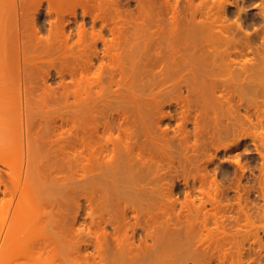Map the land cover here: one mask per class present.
Returning <instances> with one entry per match:
<instances>
[{
	"label": "rangeland",
	"instance_id": "rangeland-1",
	"mask_svg": "<svg viewBox=\"0 0 264 264\" xmlns=\"http://www.w3.org/2000/svg\"><path fill=\"white\" fill-rule=\"evenodd\" d=\"M176 1L155 0L153 3V0H149L148 3V0H144L146 2L144 6L147 7V4V8H149L148 13L151 12L149 15H147L148 13L143 14V12L142 14L147 16L145 18H142L144 16L141 12H138L139 3H137V0H130L129 2L125 0L124 5V1H120V9L122 11L126 10L124 12V16L127 17L125 18L126 21L130 19L128 23L124 21L126 24L123 26H125L126 32L124 29L122 30L130 38L132 35L140 37L133 44L140 50H138L139 52H143V55L140 57L141 55L137 51L139 55H136L133 59L136 61H134L135 65L132 70L134 75L128 83H123L122 87L120 86L121 89L118 94L121 93L125 96V104L120 99V106L117 102V105L115 104L119 110H115L117 107L113 108L114 110L112 109L109 118L111 129L104 131L103 123L105 119H100L101 129L98 133H91L90 124L94 121V116H89V114L85 116L84 109L86 106L78 101L80 90L78 81L81 77L79 60L71 57L68 60L66 58L62 59L64 54L62 56L59 54H62L63 51H69V48L66 47L68 49L66 51V48L61 46L58 39L56 40L60 48L57 43L55 44L58 49H54L53 45L51 50L47 48L55 42L53 35L57 31V29H52L54 30L51 39L53 42L48 45L46 38L51 32L50 28L58 27L57 24L62 27L61 23L65 22L64 19L62 21V17H67V13L65 16L62 11L68 8V3L60 2V0L28 1L29 4H32V8L26 16H30L32 20L35 15L37 18H34V22L40 20V24L37 22L36 24H38L37 28L40 33L42 32V35L37 33L39 30H36V33L38 36H43L41 40H37L34 36L37 40L34 43H38V41L42 43L43 40L47 51L39 44H34L37 47L39 46V49L34 46V50H37H32L34 55L39 56H35L36 59L34 60L33 81L35 87L31 99L30 128H32L33 133V147L40 153L39 156L37 153L36 159L38 160L39 157V167H41L43 173H41L43 177L37 175L33 181L34 204L39 209V206H42L41 209L45 213L51 212L53 214L56 210L63 211L64 215L60 216L62 218V228L60 229H63L64 235L59 236L60 242L69 240L73 229L82 227L80 221H84L87 212L94 209L97 212V224L94 225L90 218L84 222L99 232L107 231L108 241L111 243H114L115 236L124 239L128 235L131 236L132 227L136 226L138 220L147 231L139 230L135 233L133 239L137 243L144 244L146 239L148 243L172 242L176 238H182V240L189 238L196 245L204 243L197 247L198 255L190 258L182 257L179 251H172L163 255V251L159 247L157 255L154 257L158 258L161 255L158 259H162L165 264H264V66H262L264 60L261 59L264 54V18L259 15L264 14L263 11L260 12L264 0H224L225 2L236 1L237 3H235L238 4V7L230 6L228 8L226 18L229 17L230 19L223 16L225 21L229 20V23L226 21L231 28L228 35H232L238 41L241 38V40L246 41L248 36L250 40V42L248 40V44H251L250 47L247 46V43L246 46L242 47H245L246 54L236 57L235 68L240 66L239 60L242 62L248 56L249 60H251L250 58L254 59L249 61L250 64H253L251 62H254L256 58V63L253 64L255 67L263 61L261 65L263 69L259 65L263 72L260 69L262 77L260 76V79L257 78L256 81L254 80L256 82L254 83L256 84L255 90L248 87L247 83L254 81L252 78L251 81L250 75L249 77L246 76L249 78V82L244 80V87L249 91L245 92L249 94L244 96H248V102L244 100L243 94H240L246 105L239 104L241 100L237 99L238 95L234 97L231 102L232 105L225 100L218 104L213 101V97H208L206 104L202 106L200 100H198L199 104L193 108L192 115L195 116L200 113V128H197L193 121L187 120L183 112L184 106L179 104L177 100L179 93L177 83L179 79L175 75L176 66L173 64V60L171 61V57H173V48L171 47L175 43L173 42L175 38L173 39L172 36L174 33L172 32V21H175V18L173 19L175 13L173 4H178L177 11L180 13L179 19L183 28L181 30L186 33L183 32L185 34L183 36L186 38L184 50L188 62L193 63L192 68L185 70L184 74L188 75L191 72L192 74L188 76L195 75L196 80H202L203 83L205 81L210 83L213 80V76L208 73V70L213 68L214 64L206 62L209 49L204 47L201 38L194 43L190 40L197 34L195 28L193 29L194 32L192 31L193 17L190 11L193 9V2L194 5L204 2L207 7L212 8L210 19L213 20L219 14L213 7L216 0H206V2L203 0ZM19 3L16 2L17 6H19ZM50 3L59 7L60 14L58 12H53L52 15L46 13L49 10ZM38 6L41 9H38ZM239 6L245 8L240 12L242 14L238 13ZM36 7V11L40 10V13L38 11L32 13ZM79 8L82 9L81 6ZM79 8L77 7V12H80L77 13L78 15L82 13ZM205 9L208 10L209 8ZM127 10H130L133 16L131 14H128V16ZM110 11L112 12L111 9ZM56 13L59 17L57 22L55 20L56 26L53 27L49 24V21H54V17H57ZM46 14L51 15V20L49 19L50 16L48 17ZM137 14L138 16L141 14L142 17H138ZM78 15L76 17L79 18L78 20L72 18L74 20L73 23L71 22L73 27H78L77 25L82 22L83 14ZM108 16L110 17V15ZM202 17L205 18V16L199 15V18ZM111 18L112 15L109 19ZM26 22L32 23L31 21ZM239 23L245 26L243 27L246 28V31H242L243 27L241 30L239 29ZM74 24L76 25L74 26ZM224 26L227 27L225 23ZM89 27L92 28V26H88L90 31ZM97 27L100 28L99 25ZM26 28L27 31L31 29H28L27 26ZM247 30L250 35L244 33H247ZM68 31L69 29H67ZM105 32L107 33L105 35L110 36L108 30ZM31 34L33 33L31 32ZM75 36L76 34L74 40L77 38ZM157 36L160 40L155 42ZM35 39L33 38V40ZM158 42H160V47ZM242 43L244 44V42ZM168 44H170L171 50L167 47ZM236 44L238 46L239 43ZM155 45L157 48L159 47L157 50L162 52L160 56L162 62L165 63L168 57L170 62L167 60L169 62H166L167 66H163L164 63L162 64L159 59L157 63L151 64L152 59L150 57L153 59L156 57L154 54ZM99 47L102 48V44ZM251 48L257 53L255 56L261 57H255L254 52L249 50ZM59 49L62 50L61 53L57 52ZM75 52L70 53L69 51L67 53H70L68 55L71 56ZM126 53H129V51ZM165 55H167L166 58ZM162 58L165 60L163 61ZM257 59L262 61L259 60L258 63ZM125 61L127 62L126 71L129 73L132 69L130 60L125 58ZM159 62L161 64H158ZM118 68L119 66H116L113 69L117 70ZM113 69L107 67L104 71L105 93L112 97L115 96L118 87V85H112L110 81L112 72H115ZM93 70L95 71V69ZM162 71L166 75L159 73ZM252 71L253 69L251 73H253ZM256 72L260 74L259 70ZM256 74H252L253 78L256 77ZM259 74L257 75L259 76ZM243 75L242 77H245L246 74ZM164 77H167V80ZM238 85L239 83L235 84L233 89L237 90ZM183 92V95L190 97L191 102L197 99V95H193L184 89ZM218 96L219 92L215 94V98ZM121 101L123 104H121ZM249 102L253 104L249 107L250 109H247ZM121 105H125L126 109ZM231 106H233V109ZM226 109H229L231 113H227ZM125 110L127 113L124 114ZM215 111H218V114H215ZM13 114L16 113H5L4 116L9 119L13 118ZM0 116H3V114H0ZM247 116L250 117L252 122ZM233 123L236 124V127H239L238 130L235 131ZM83 126L87 128V132ZM212 129L220 130L221 134L216 133L215 139L209 142V132ZM12 130L11 128V131H5V133L8 132L6 134L0 132L2 134L0 136L4 140L10 134L14 137L11 132L16 131V126L15 131ZM110 133L113 134L114 141L118 142L115 150L112 144L109 145V153L114 157L113 164L107 165L100 158L88 165L86 169H81V165L86 162L84 155L88 153V143H92L101 151L105 149L103 147L104 137ZM12 136L10 135V137ZM235 139L237 145L223 149L225 143L235 141ZM129 147L135 148L134 151L139 154L141 160L138 157L131 159ZM11 153L12 155L6 158L10 165L25 160L24 152L19 153V155L18 152ZM98 157H100V154H98ZM211 158L213 161L210 162ZM2 165L0 163L1 174L7 169ZM1 168L5 170L3 169V171ZM82 172L85 173L84 176H80ZM38 174L41 175L40 172ZM61 176L67 177L65 182L56 180L57 177ZM3 177L5 181L10 180L6 173ZM43 179H46V181ZM17 194L14 198L16 201L14 200L12 205L5 202L6 200L4 201L5 204L3 202L5 198L0 195V210L3 211L0 212V226L7 223V217H10V212H13L14 204L19 202L16 198L19 195ZM43 205L45 208H43ZM7 210L9 211L8 214ZM3 213L7 216H4L5 219ZM40 214L38 215L40 216L38 223L42 224L43 227L45 225V233L49 232V229L46 228L48 224L46 218ZM76 216L79 219H77L78 221L74 227ZM23 219L21 216L16 222L22 224L24 223ZM109 220L113 221L116 230L110 227ZM204 221H206V226H204ZM147 233L151 234L148 235ZM42 260L47 264V258H42Z\"/></svg>",
	"mask_w": 264,
	"mask_h": 264
},
{
	"label": "bare ground",
	"instance_id": "bare-ground-1",
	"mask_svg": "<svg viewBox=\"0 0 264 264\" xmlns=\"http://www.w3.org/2000/svg\"><path fill=\"white\" fill-rule=\"evenodd\" d=\"M26 1L27 0H18V1L17 0H0V114H3L4 116L5 113L7 114H10L11 112L16 113V114H13V118L11 117L9 119L6 118V116H4L5 119L4 118L2 119L3 116H0L1 118L0 119L1 120L0 121V132L1 133L3 132L5 133V131H11V128L13 129L12 131H15L14 128L16 126V131H15L16 133L11 132L13 133L14 137L10 133L9 134L12 137H10V135L6 136L5 140L3 139V137L0 136L2 138L0 141V146H1L0 147V163L3 164L2 166L7 167L6 170L4 169L5 167L1 168L2 170L3 169L5 170V172H2V174L6 173L8 178L10 179V180L5 181L4 180L5 178L3 177L4 174L2 175L0 173V195H2L1 197L5 198L3 199V202L6 200L5 202H7L9 205H12V203H14V200H15L14 199L15 194L17 193L19 194V195L17 194L18 196L16 197L17 201L19 202H16L14 204L15 206H13L14 208L12 210L13 212H10L11 213L10 217H7L3 213V218L4 216H6L9 222L7 221V223L5 222L6 223L5 225L2 224L0 226V264H46L44 263V260H42V258H47V261H46L47 264H158L160 261L161 262L159 264H165L162 262V259H158L159 257H161V255L158 258L154 257L155 255H157V251L159 247L161 251H163V255L164 253L167 254L172 251H175V252L179 251L182 257H185V258L197 256L198 255L197 247H199L200 244L203 245L204 243L202 242L196 245L189 238L185 240H182V238L180 239L176 238L175 241H172V242L167 241V242H160V243H148V240L146 239L144 244L137 243L135 239H133L135 236V233L139 230L147 231L146 228L140 223L139 220L137 221L136 226L132 227L131 236L127 234L128 236L125 239L120 238L119 236H115L114 243H111L108 241L109 239L107 237L108 236L107 231L99 232L97 229H93L92 227L88 226L87 223L84 222L85 220L90 218L91 222L94 225L97 224L98 222L97 212L94 209H91L87 212V215L85 216L84 221H80L82 222V227H79V228L75 227L76 222L78 221L77 219H79V217L76 216V219L74 222L75 228L73 229V232L69 240L60 242L59 236L64 235L63 229H60L62 228V224H61L62 218L60 216L64 215L63 211L56 210L53 214L47 211H46L47 213H45L41 209L42 206H39L41 211H39L40 209L35 206L34 201H33V195H34L33 181L37 175L42 176L43 173L41 172V167H39L40 165L39 157H38V160L36 159L37 153H38V156L40 155V153L36 150V148L33 147V141H32L33 133L31 130L32 128H30L31 127L30 120L32 116L31 99L33 98V94H34L33 91L35 87L34 86L35 84L33 81V71H34L33 68L35 65L34 64L35 63L34 60L36 59L35 56H39V55H34V52H32V50L36 51L37 49H39V46L38 47L35 46L36 44H39L40 46H43V47L45 44L43 43V40H42V43L40 41H38V43H34V41L43 39L42 38L43 36H41L42 32L40 33V30L37 28L38 24H36V22L40 24V20L38 21L35 19L36 22H34L33 21L34 18H37L35 17V15L33 18V15L31 14L32 15L31 17L33 18L32 20L30 19V16L29 17L26 16L28 15L27 12L28 13L31 12L30 8H32L31 7L32 4H29L30 2L28 3L29 0L27 2ZM63 1L65 3H68L67 4L68 8L62 11V13L64 12L63 13L64 15L67 13L66 18L62 17V21L63 19L65 20V22L67 21L66 25H65V22H63L64 24L61 23L62 25L61 27L60 25L55 23V20L57 22L58 17H59L57 13H56L57 17H54L55 19L52 17L54 21L53 20L49 21L50 22L49 24H51V26L53 27L56 26L57 24L58 27L56 28L49 27L51 31L50 32L51 35L49 33L48 38H46V42L48 45L50 42H53L51 40L52 35H53L52 33H54L53 31L56 29L57 31L54 33L55 35H53V40L55 39V42L51 43L50 45L51 47L48 46L47 48H49V50H51V48L53 47L54 49H58L56 48V44H55L57 43L56 39H58V42L61 43V46L63 48H66V47L69 48L70 53L75 52L74 50L77 51L75 52V54H71V56H69L70 53H67L69 52L67 51L68 50L67 48H66L67 52L65 51L62 52L61 49H59L61 51L57 50V52L59 53L62 52V54H59L60 56L64 54L62 56V59L66 58L68 60V58L71 57V58H76L77 60H79L78 65L81 71V77L79 78V81H78V85L80 87L79 94H78V101H80L84 106H86L84 109L85 116H87L88 114L89 116H94L93 118L94 121L90 124L91 133H98L100 131L101 129L100 124H99L100 119H105V122L103 123L104 125L103 129L104 131H109L111 129L109 118L112 114V109L117 107L116 105L117 103L118 104L120 103L119 101L120 99H122L123 103L125 104V96H123L121 93L118 94V91L121 89L120 86L122 87L123 83H128L134 75L133 74L134 72L132 70H133V67L136 61L133 59L136 57V55L140 54L141 55L140 57H142L143 55L142 54L143 52H139L140 50L137 49V47L133 44V42L136 39H139L140 37H135L134 35L132 36L130 35L131 36L130 38L128 37L129 35L125 33L126 28L123 25L126 24L125 22L128 23L129 22L128 20L130 19L126 21L125 18L127 17L124 16L125 15L124 12H126V10L124 9L122 11L120 9L121 6L119 5H120V1L122 0H60V2H63ZM123 1H124L123 3L124 5L125 0ZM129 1L130 0H127V2ZM137 1H138L137 3H139L138 12H141V14L143 12H144L143 14H147L149 11V8H147L148 7L147 4H146L147 7L144 6L146 2H144V0H137ZM154 1L155 0H153V3ZM168 1L169 0H167V2ZM203 1L206 2V0H203ZM217 1L218 0L215 1L216 4L214 3L216 6L213 5V7L215 8L217 14L219 15H217V17H215L213 20L210 19L212 8H210V6L207 7L204 2H199L195 5L193 2V7H192L193 9H191L192 11H190L193 17L192 18L193 20L192 31L194 32L193 29L195 28V32L197 33L193 36V38H190V40L192 41V43H194L195 41H198L201 38V40L204 42V47L209 49L206 62H211L214 64V67L208 70V73H210L213 76V80L210 83L206 81L205 83H203L202 80L197 81L195 75H193L192 77L188 76L192 74L191 72L188 75L184 74L185 70L192 68L193 63L190 64V62H188L187 54H186V51L184 50L185 45H186L185 43L186 38L184 36L186 33L185 31H183L185 33L184 34L181 30L182 28L181 21L179 19L180 13L177 11L178 4H173L174 6L172 5L175 10V13L173 15V19L175 18V21L174 20L172 21L173 22L172 27L174 29V30L172 29V32H174L172 36H173V39L175 38L174 39L175 41L173 40V42L175 43L174 45L172 43L173 46L171 45L172 46L171 48H173L172 49L173 57H171L172 58L171 61L173 60V64L176 66L175 75L179 79L177 83V85L179 86V93L177 96V100L179 101V104H183L184 106L183 112L186 115L187 120L193 121L196 124L197 128H200L199 125L201 121V116H200V113H197L195 116H193L192 111L195 105L199 104L198 100H200V104L202 106L206 104L208 97H213V101H216L218 104H220L222 100H225L230 105H232L231 102L234 100V97L235 96L237 97L238 95L237 99L241 100L239 101V104L246 105V102H248L247 101L248 96L245 97L244 95L249 94V93H246L249 91H247L244 87V84H245L244 80H246V82H249L248 77L250 75V79L252 78L253 81L254 80L256 81L257 78L260 79L259 77L261 76L264 70L263 69L264 67L262 68L264 64H263V61L261 60V59L264 60L263 53H262L263 55L260 54L262 55L263 58L259 56L261 57V59L259 60H261L262 62L259 63L260 61L257 59L258 60L257 62L259 63L260 66L263 64L261 66L263 70L260 68L259 65H258L259 67L258 66L255 67V65L253 66V64L256 63L255 62L256 58L254 62H251L253 64H250L249 61L254 60V59L250 58L251 60H249L248 56L247 58H245V60L243 59L242 62L241 60H239L240 66L235 68L236 67L235 62L237 60L236 57H239V55L243 56V54H246V51L244 50L245 47L244 48L242 47L248 44L249 37L248 36L246 37L247 39V40L245 39L246 41L241 40L242 38L239 39L238 41L235 39V37L233 38L232 35H228L229 34L228 32H230L229 30L231 28L230 26H228L229 20H226L228 23H226L225 21L227 11L230 6L238 7V4H236L237 3L236 1H235L236 3L233 1L225 2L226 0L225 1L219 0L218 2ZM16 2L17 3L20 2L19 3V6H21L20 8H18L19 6H17L18 4H16ZM24 2H26L25 3L26 5L24 4ZM148 3H149V0H148ZM27 4L30 7L29 6L27 7ZM126 4H129V3H126ZM39 6H38V9L40 8ZM80 6L82 9L79 8ZM262 6H261L262 10H260V12L262 11L264 12L263 10L264 4ZM77 7L79 8V10L82 11L81 14H83V17H82L83 19H81L82 22L80 23L78 22L79 23L77 25L78 27H76L75 26L76 24H74V26L76 27L75 28L72 26V23H73L72 21H74L72 20V18L77 19L76 18L78 15L77 13L79 12V11L77 12L78 10ZM205 8H209V9L206 10ZM36 9L37 7L32 11V13L36 11ZM48 9L49 10L47 9L46 10L49 12L46 11V13L51 14L53 12L54 13L58 12L60 14L59 7L55 6L53 3L49 4ZM110 9L112 10V12L110 11ZM243 9L245 8H241L239 6L238 13H240ZM108 12L110 13L108 14ZM127 12H128L127 15L131 14L133 16V13H131L130 10H127ZM149 13L147 15H149ZM228 13H232V12H228ZM50 14L49 15L46 14V15H48V17L50 16L49 19L51 20L52 14L51 15ZM141 14L139 16L142 17L143 14L142 15ZM108 15H110V17L112 15V18L109 19L110 17ZM199 15H203L205 16V18L204 17L199 18ZM259 15H261L262 18H264V14L262 15L261 13ZM177 16L178 18H176ZM223 16L225 18H223ZM145 17L147 16L145 15L142 18H145ZM220 17H222L223 19H221ZM239 20L241 21V18ZM26 21H31L32 23L34 22L36 26L34 27L35 25L34 23L32 25V23L30 24V22H26ZM224 23L225 25H227L228 29L226 26H224ZM30 25L32 26L30 27ZM42 25L44 26L43 23ZM98 25L100 26V28L97 27ZM26 26L28 27V29L35 28V29H32L31 31L33 34H31L30 32L31 29L27 31ZM88 26H92V28L89 27L90 31L88 30ZM238 26H239V29L241 30V28L244 25L239 23ZM67 29H69L68 32H67ZM106 29L109 31L110 36L105 35L106 33L105 31H107ZM122 29H124L125 32H123ZM245 29L246 28L242 29V31L243 30L246 31ZM36 30L37 31L39 30V31L37 32ZM36 32L41 35L38 36ZM34 33L37 35H35ZM74 33L77 36V38L75 36L76 38L75 40H74V35H75ZM244 33L247 35L249 34L248 30H247V33L246 32ZM34 36L36 37L37 40L35 39ZM33 38L35 40H33ZM72 40L74 41L72 42ZM157 40H160L158 36L156 37L154 41L157 42ZM44 41H45V38H44ZM237 42L239 43L238 46L236 44ZM242 42H244L245 45ZM59 43H57V45L60 48ZM159 43L160 42H158V46H159ZM100 44H102V48L99 47ZM170 44L167 45L169 49H170ZM263 44H264V41H263ZM34 46L37 47L36 50H34L35 49ZM247 46L250 47L251 44H248ZM154 48H156L154 49V54L156 56L155 57L156 59L155 58L153 59L150 57L152 61L154 60V62L151 61V64L157 63L158 59L159 61L162 62L161 57H160L162 55L161 54L162 52H160V50H157L158 48L156 45L154 46ZM134 49H137V50H134ZM249 50L254 52L252 48ZM128 51L129 53H126ZM137 51L139 52V54H137L138 53ZM42 52H43V48H42ZM255 54L257 53L254 52V56ZM166 56L167 55H165V58ZM43 58H45V56H43ZM125 58H128L130 60V67L132 69H131V72L129 73L128 71H126L127 62L125 61ZM162 59L163 61L165 60L164 58ZM167 60L169 61L168 57H167ZM167 60L165 61V63L168 62ZM163 63L164 62H162V64ZM165 63L163 64V66H167V63L166 64ZM158 64H161V63L159 62ZM116 66H119V68L117 70L113 69V68H116ZM144 66L146 67L147 65H144ZM107 67L115 70V72L113 71L110 76L111 84L118 85L117 89L119 88L118 90L116 89V94L114 97L105 93L106 88L104 85V73H105L104 71H105V68ZM93 69H95V71ZM252 69H253L252 72L254 73V75L256 73L259 74L258 72H256L259 70L260 72L259 76L256 74V77L253 78V75H252L253 73H251ZM254 69L255 70L258 69V70L255 71ZM260 69L262 72L260 71ZM159 73L162 75H166L164 74L163 71ZM243 74L244 75L246 74L245 77H242ZM227 76L229 77L227 78ZM166 78L167 77H164L165 80H167ZM255 81L251 83H247L249 85L247 86L249 88L252 87L251 88L252 90H255L256 88L255 86L256 84H254L256 83ZM236 82L239 83L238 85L239 88L236 87L237 90L236 89L234 90L233 88L235 84L236 85L238 84ZM183 89L190 92L193 95H197V99L192 100L191 102V99L189 96L183 95L184 93ZM218 92H219V96L215 98V94H217ZM240 94H243V97H245L244 100H246V102L242 100L243 97H241ZM123 103L121 101V104ZM252 104L249 102L248 103L249 106L247 107V109L251 107ZM118 106H120V104ZM121 106H123V108L126 107L125 105H121ZM231 108L233 109V106H231ZM117 109L118 107L115 110ZM229 109L228 110L226 109V111H228L227 113H231ZM125 112L126 110L123 113L125 114ZM215 114H218V111H215ZM247 118L250 119L249 116H247ZM250 121L252 122L251 119ZM18 123H19V126L17 127ZM233 126L235 127V131L239 129V127H236L235 123H233ZM83 128L87 132V128L85 126H83ZM216 133L221 134V131L217 129H212V131L209 132L210 134V137L208 139L209 142L215 139ZM236 139L235 141L232 140V142L230 141V142L225 143L223 146V149L225 150L233 145H237L238 143ZM104 141L106 143V144L104 143L103 145L105 149H102L101 151H99L96 148V146L93 145L92 143H88V153L84 155V159H86V162L83 163V165H81V169H86L88 165L92 164V162H95L96 160L100 158H102L103 161L107 165L113 164L114 157L113 155H110L109 153L110 152L109 145L112 144L115 150L118 146V142L114 141L112 133L105 136ZM119 141L121 142V139ZM134 149H135L134 147L128 148L130 156L132 157L131 159H133V157L139 158V154H136ZM11 152H15V153L18 152V155L19 153L22 154L24 152L25 160L24 161L20 160L21 162L18 161L19 163H16V164L13 163L14 165L13 164L10 165L6 158L12 155ZM98 154H100V157H98ZM209 155L212 156L211 153H209ZM211 161H213L212 158L210 162ZM42 171H43V168H42ZM77 171L79 172V169ZM38 172L42 174L39 175ZM84 175L85 173L83 172L80 173V176H84ZM66 179H67L66 176H61V177H57L56 180L65 182ZM43 180L46 181V179H43ZM20 194H21V197H20ZM7 196L8 197L10 196V197L8 198ZM43 208H45L44 205H43ZM0 212L2 213L3 211L0 210ZM39 212L40 213L42 212L41 214L43 215L44 218H46V222L48 223L46 228L49 229V232L45 233V225L43 227L42 224L38 223L39 217H40L38 216L40 214ZM8 213L9 211L7 210V214ZM44 213L46 216L44 215ZM21 216H22V219L24 218L23 219L24 223L22 224L16 222L17 219L20 218ZM50 216L51 218L49 219ZM108 223L110 227L116 230V226L114 225L112 220H109ZM206 225H207L206 221H204V226ZM147 234L150 235L151 233H147ZM63 253H64V256H63ZM48 257H49V261H48Z\"/></svg>",
	"mask_w": 264,
	"mask_h": 264
}]
</instances>
